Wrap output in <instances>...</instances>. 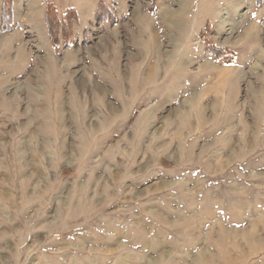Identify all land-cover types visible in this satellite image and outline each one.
<instances>
[{"label": "rangeland", "instance_id": "374dc122", "mask_svg": "<svg viewBox=\"0 0 264 264\" xmlns=\"http://www.w3.org/2000/svg\"><path fill=\"white\" fill-rule=\"evenodd\" d=\"M153 5L98 0L93 39L115 17L100 41L121 60L91 78L61 71L48 29L20 34L0 78V264H264V73L184 69L168 32L142 69L129 12Z\"/></svg>", "mask_w": 264, "mask_h": 264}, {"label": "crops", "instance_id": "0c3cea01", "mask_svg": "<svg viewBox=\"0 0 264 264\" xmlns=\"http://www.w3.org/2000/svg\"><path fill=\"white\" fill-rule=\"evenodd\" d=\"M58 1L61 5H79L78 14L80 17V24L76 27V34L78 35L77 43L65 49L61 55L54 52V46L52 47V54L63 64V67L60 64L62 68L59 67L61 71L69 73L78 66L81 67V65L84 64L86 73L91 78L94 72L93 69L100 68V61L103 62L102 64H105L108 62L107 60L111 58L121 60L120 54L118 56L117 54L108 56L107 48L104 47V44L100 41L101 38H105L111 34L117 35L116 28L119 27V24L111 25L109 22H106V24L100 28L101 32H99V34L101 35L93 39L94 34H96L95 29L99 27L98 24L97 26L92 24L95 18L94 11L98 0ZM176 1L177 8L171 7L168 4L165 5L163 1L159 0L156 16L140 7H136L133 12H129L128 19H130V17H132V19L129 20L128 23L132 26V30L135 31H132L133 33H131V36L133 37L136 34L137 37L141 39L139 42L137 41V45L142 52V57L139 59L142 61L140 65L141 68L147 65L148 57L154 54L153 51L150 50L153 46L152 41L154 44L158 38L162 40L163 37L160 38L159 36H163L168 32V39L177 47V54H174L172 59L177 57L178 61H180L179 64H182L183 68L185 65L187 66L194 63L196 60H200V62H204V64L207 63L208 66L211 64L212 74H210L215 75L214 73H218L217 78L221 81L227 74H230L227 76V78L230 79L233 74L235 75L237 72L243 70H247L246 73L251 71L252 74L256 72L264 73V0H262L259 6L257 5L258 0H203L199 4L198 0H193L192 3H189L190 0H186L184 7L180 4L182 0ZM1 6L2 0H0V21ZM45 7L46 5L42 0L14 1V20L17 25L15 29L9 33H14V31H16L17 36L16 39H12L15 43H9L6 36L0 39V59H5L4 61H0V64L7 63L5 72H8L4 75L5 77L2 75L0 78L11 79L16 75L14 73L18 72L19 55L25 46L23 43L20 44L19 37L22 32L26 33L25 29L34 30L37 34L36 25H38L41 32L46 33L47 28L46 25H44ZM126 21L125 23H127ZM207 23H211V29L214 33V37L212 36L210 38L218 46L228 47L236 51L237 58L233 65H223L220 60H213L208 56L205 46L199 38L200 32ZM5 34L6 33H0V36ZM237 34H239V36L234 39V43L230 44L228 42L230 38L227 39V43H224L223 37L225 39L226 37H234V35ZM91 35H93V37ZM102 41L104 42V39H102ZM158 47L159 50L162 48L161 41L158 46H155V48ZM132 50L134 52L136 51L134 48ZM21 55L23 57L21 64H28L29 54L23 52ZM50 57L52 58V55ZM158 64L162 65L160 62H158ZM232 72L234 73L232 74ZM138 73L146 77L148 76L143 74V70ZM117 76L120 77L119 74ZM257 83L264 88V76L262 81H257Z\"/></svg>", "mask_w": 264, "mask_h": 264}, {"label": "trees", "instance_id": "16d2710c", "mask_svg": "<svg viewBox=\"0 0 264 264\" xmlns=\"http://www.w3.org/2000/svg\"><path fill=\"white\" fill-rule=\"evenodd\" d=\"M43 2L46 4L45 18L50 38L58 55H61L65 49L77 43L75 29L80 23L79 15L74 8H68L66 14L61 13L53 0H43ZM103 5L101 9L106 8ZM13 9L14 0H2L0 33H9L15 29ZM149 10L152 14H156L157 7L153 5ZM113 19L111 24L116 23L115 17ZM207 32H211L210 24H207L199 35L209 55L225 65L233 64L237 56L236 52L231 48L216 45L212 40L206 38Z\"/></svg>", "mask_w": 264, "mask_h": 264}]
</instances>
